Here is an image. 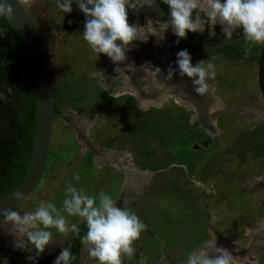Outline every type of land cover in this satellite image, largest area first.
Listing matches in <instances>:
<instances>
[{"label":"rangeland","instance_id":"1","mask_svg":"<svg viewBox=\"0 0 264 264\" xmlns=\"http://www.w3.org/2000/svg\"><path fill=\"white\" fill-rule=\"evenodd\" d=\"M57 4V0H35L31 7L24 6L47 47L55 77V106L62 114L54 115L47 159L36 187L14 209L33 211L40 201L60 207L67 183L82 187L89 195L110 193L117 203L121 194L131 192L119 206L128 207L144 223L145 214L152 211L172 223L184 221L189 226V217L181 210L190 203L205 215L206 225L211 214L207 234L233 253L234 264L255 261L246 258L245 249L258 237L263 226L258 222L264 221L259 45L246 58L243 38L218 48L182 39L171 56L170 52L144 56L147 70L158 67L164 75L170 66L178 67L177 53L185 49L194 65L203 60L215 64L216 77L209 81L208 93L211 131L198 121L195 104L182 100L173 86L166 91L168 96L164 93L162 104L156 105L142 102L136 92L120 94L121 89L107 79L113 74L118 77L130 65L113 63L106 55L92 52L83 39L84 24L65 31L62 20L67 13ZM144 34L154 38L149 26ZM180 77L178 74L177 80ZM209 135L211 141L203 146L201 141ZM74 174L80 175V182L73 179ZM68 221L79 220L68 217ZM152 228L141 235L148 243L152 240L151 247L144 246L140 238L134 245V257L124 264H178L180 247ZM52 232L53 243L39 254L42 260L68 240L54 229ZM0 235L19 249L8 228L0 226ZM190 246L188 251L195 249ZM257 251L264 254V247L257 246ZM1 264L22 263L5 260ZM78 264H95L83 245Z\"/></svg>","mask_w":264,"mask_h":264},{"label":"clouds","instance_id":"2","mask_svg":"<svg viewBox=\"0 0 264 264\" xmlns=\"http://www.w3.org/2000/svg\"><path fill=\"white\" fill-rule=\"evenodd\" d=\"M18 2L22 7L35 4V0ZM73 2L86 17L83 39L92 52L106 55L113 63H124L130 46L147 39L145 26L130 23L129 9L151 7L155 0H58L57 7L63 13H71ZM162 3L169 9V19L160 23L159 30L151 28L153 36L163 38L162 34L169 28L180 39H186L189 32L203 33L206 29L215 35L219 25L226 41H231L234 33L240 31L246 58L255 46L264 45V0H162ZM13 16L14 8L9 0H0V18L11 20ZM146 25L150 26L151 22ZM4 33L0 28V35ZM176 64L179 75L191 79L196 94L209 93V81L216 77L211 60L194 65L185 49L177 53ZM143 70L157 87L164 84L159 79L160 68L156 67L154 73L148 72L147 67ZM176 71L170 66L167 79L172 80ZM73 179L80 182L81 177L74 174ZM16 199H23V194L18 193ZM68 217L78 218L79 223H69ZM80 223L86 226L83 235ZM0 226L8 228L9 234L17 238V248L24 249L30 244L36 255L44 253L53 243V229L64 237L78 238L95 264H124L125 258L131 260L136 251L135 242L147 228L138 215L126 206H119L110 193L89 195L72 183L66 184L60 207L51 201H40L35 210L24 213L8 208L0 212ZM35 259V255L29 256V260ZM75 260L70 247H63L54 264H73ZM182 264H234V256L227 248L218 246L214 238L186 252Z\"/></svg>","mask_w":264,"mask_h":264},{"label":"flooded vegetation","instance_id":"3","mask_svg":"<svg viewBox=\"0 0 264 264\" xmlns=\"http://www.w3.org/2000/svg\"><path fill=\"white\" fill-rule=\"evenodd\" d=\"M161 3H162V0H161ZM161 3L159 2V0H155V2L152 4L151 7H148V6L138 7L137 11L129 9V21H131V23L134 22L135 24H138L140 26H149L146 24L148 21H150L151 25L149 27L156 28L157 30H159L160 23L167 21L169 19V9L166 5H164L163 3L161 4ZM78 15H81L82 19H84L83 23L81 24L83 25L86 17L80 10L78 14L74 16L75 18L72 17L67 20V24H73L78 19L77 17ZM197 33L189 32L188 35L192 36L193 38L197 40L199 39L194 37L196 34H197L196 36H199V34H202L203 35L202 38H205V39H209L211 36L213 40L218 39V36L219 38L224 39L219 25H217L215 28V35L211 34L208 29H206L203 33H199V32ZM204 33L210 36L205 37ZM236 33L237 35L235 36H238L241 34L239 30ZM162 36L163 38H158L157 36H154V38L151 39L150 36H146L144 34V37L147 38L146 40L135 41L133 45L130 46V50L127 51L126 53L127 60L124 62V63H128V65L130 66L124 67L125 71L122 74L118 75V77L115 74H113L112 76L109 75V78L107 80H110L112 86H117L121 89L119 92L120 94H123L125 92H131V93L136 92L135 94L137 95L139 94L141 96L142 102L148 105H156L155 102H159V101H161V104H162L164 99H166L164 98L165 94L166 96H168L166 92L168 90H165V86L167 83H170V86L171 87L173 86L174 91L177 93V95H179V97L182 100L183 99L187 101L190 100L189 102H192L195 104L197 108V112H198L197 114L198 121L202 123L203 126L210 128V130L212 131L214 127H213L212 121L207 116V113L209 112V103L211 102L210 101L211 99H209L208 94L204 96H199L198 94H196L195 91L193 90L192 81L187 76L180 77V80H177L178 74H179L178 67H175L177 71L174 73L172 80H168L167 75H164V72L161 71L159 79L162 82H164V84L160 85L159 87H157L154 84V82L152 81L153 79H151L152 77L147 76V72L143 70L146 67L144 56H149V54L152 53L153 55H156L159 57L162 54L167 53V52L168 53L170 52L171 54L169 56H171L177 50V46H178L177 42H180L182 40L173 33L171 28H169L166 33H163ZM185 40H188V39H185ZM154 71L155 69L154 70L148 69V72L150 73H154ZM107 77H108V74H107ZM171 83L173 85H171ZM212 101H214L213 98H212ZM211 111H214V109L212 108ZM125 194L124 193L121 194L120 199L118 200L119 205L122 199L124 198V196H131V192L129 193L125 192ZM185 207L186 209L182 208L183 210L181 211H182V214L186 216V218L187 216L189 217V223H190L189 226L184 221L180 223H172L166 217H163L162 215L154 214L152 211H149L148 213L145 214V217L147 218L146 220L147 222H145V225L147 226V228L150 227L151 229L153 227L154 229L160 230V232L162 233L163 236H165L167 241H170V243H172L173 245H177L178 247H180L179 248L180 251L178 254V262H177L178 264H182V260L184 259L185 253L186 251H188V249H190L191 244L194 245L193 246L194 248H196V247L201 246L203 241L210 239L207 233L211 231V226H212L211 214H209L210 224L206 225L204 223V221H206L205 215L203 213L197 212L195 207H193V204L187 203ZM258 224L263 225L256 234V236L258 237H256L255 240L252 242L251 247H248V249L245 250V254L247 253L246 258H248V260H255L256 264L258 261H262L263 260L262 258L264 256L262 252L259 255L257 251V246L264 247V221L263 220L259 221ZM183 230L185 231L184 233H183ZM2 237H3V241L4 240L7 241V243L5 241L4 243L7 244L9 252L25 251V250L35 251V249L32 246H27L24 249H21V248L14 249L11 247L9 241L4 236ZM69 237L70 236H68V240L66 242L70 241ZM145 239L146 238L141 237L140 239L141 243L144 246H149L150 243L147 245L146 243L143 242ZM65 243H63L61 246L59 245L56 246L53 254L45 260H42L39 257V255H37V259L35 260L33 264H45L44 262L46 260L56 258L57 256L56 249L62 248L65 245ZM217 244L218 246L223 247V244L221 242ZM81 246L82 244L79 247V255H78L76 264H78L79 262V257L81 254ZM28 248H31V249H28ZM5 260L11 261L10 259L4 257L1 260L0 264L3 263ZM125 260L126 259H124V262ZM14 263L27 264L25 259L17 260Z\"/></svg>","mask_w":264,"mask_h":264},{"label":"trees","instance_id":"4","mask_svg":"<svg viewBox=\"0 0 264 264\" xmlns=\"http://www.w3.org/2000/svg\"><path fill=\"white\" fill-rule=\"evenodd\" d=\"M159 2L161 3V0ZM72 8L73 11L64 15L62 20L63 29L66 31H72L81 25L84 20L81 15H78V19L73 24H67V20L79 12L75 2H73ZM0 28L5 30V33L0 35L1 197L20 184L30 166L36 130L37 79L30 54L16 29L6 18H0ZM196 35L194 37L206 43H216L224 40L219 36L218 39L213 40L212 36L205 39L202 38V34ZM235 35L237 33H234L233 36ZM204 36L209 37L210 35L204 33ZM256 61L258 86L264 98V45H259ZM56 113L62 114L54 105V114ZM76 223H79V221ZM79 226L81 235H83L86 232V226L82 223ZM69 238L70 241L66 242L63 247H70L76 257L73 264H76L81 242L78 238L72 236ZM143 242L149 244L146 240ZM149 242L151 243L150 240ZM149 246L151 247V244ZM62 248L56 249L57 256ZM33 255L37 259L35 251L32 250L9 252L7 244L4 243L3 237L0 235V262L6 257L12 262L25 259L27 264H33L35 261L29 260V256ZM55 259H48L44 263L54 264Z\"/></svg>","mask_w":264,"mask_h":264},{"label":"water","instance_id":"5","mask_svg":"<svg viewBox=\"0 0 264 264\" xmlns=\"http://www.w3.org/2000/svg\"><path fill=\"white\" fill-rule=\"evenodd\" d=\"M9 2L14 8V16L11 20L6 19L13 25L23 40L36 72L37 115L33 154L28 172L20 184L0 197V212L16 207L36 187L47 159L55 105V77L47 47L25 7H22L18 0H9ZM241 38L243 37L240 34L233 37L231 41L223 40L216 43L202 42L190 35H187L186 39L202 47L218 48ZM169 86L170 83H167L165 90H168ZM210 141L211 136L209 135L201 141V144L206 146ZM18 193L23 194V199H16ZM4 241L7 243L6 240Z\"/></svg>","mask_w":264,"mask_h":264},{"label":"crops","instance_id":"6","mask_svg":"<svg viewBox=\"0 0 264 264\" xmlns=\"http://www.w3.org/2000/svg\"><path fill=\"white\" fill-rule=\"evenodd\" d=\"M225 248H227V247H225ZM246 250V249H245ZM242 255H245V254H242ZM243 257V256H242ZM263 260L262 261H258L257 262V264H264V256H263V258H262ZM251 263L250 264H256V261H250ZM253 262H255V263H253ZM248 262H244V264H247Z\"/></svg>","mask_w":264,"mask_h":264},{"label":"bare ground","instance_id":"7","mask_svg":"<svg viewBox=\"0 0 264 264\" xmlns=\"http://www.w3.org/2000/svg\"><path fill=\"white\" fill-rule=\"evenodd\" d=\"M214 109H217V108L214 107Z\"/></svg>","mask_w":264,"mask_h":264}]
</instances>
